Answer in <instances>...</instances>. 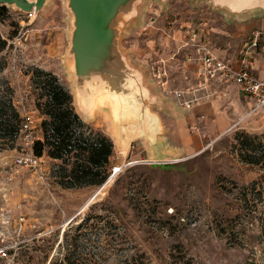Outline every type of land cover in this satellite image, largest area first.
<instances>
[{"label":"rangeland","instance_id":"374dc122","mask_svg":"<svg viewBox=\"0 0 264 264\" xmlns=\"http://www.w3.org/2000/svg\"><path fill=\"white\" fill-rule=\"evenodd\" d=\"M159 5L158 0L150 1L143 24L130 28L123 47L144 64L176 51L170 60L173 67L199 65V42L191 40L189 32H199L200 18L193 20L189 7L224 13L209 1L168 0L163 11ZM0 13V36L7 40L0 53V63L5 64L0 83L9 82L16 104L33 114L41 128L43 116L36 100L42 91L34 88L32 71L51 72L73 91L67 58L72 13L67 0H48L38 13H23L12 6ZM251 18L262 19L264 13ZM175 29L182 30L176 45H165ZM256 29L262 31L264 47V27ZM148 30L158 35V53L147 56L151 59L140 54V49L149 48L142 40L149 37ZM243 42L232 47L239 52L248 41ZM228 101L233 113L226 130L206 132L200 120L184 130V137L197 138L200 146L181 161H174L179 158L175 157L149 162L138 142L123 157L111 122L99 113L89 124L114 138L115 144L111 175L101 186L63 188L55 173L60 161L47 155L38 170L17 165L15 157L30 152L23 140L0 152V216L4 218L2 209L10 210L11 216L7 225L0 221V233L13 246L14 264H264V157L259 164L244 162L237 142V137L243 141V134H250L249 142L260 158L264 110L249 106L244 96L239 110L236 101ZM201 102L203 98L194 104ZM163 116L171 124L168 137L173 142L176 119ZM19 204L27 219L22 233L13 220Z\"/></svg>","mask_w":264,"mask_h":264},{"label":"water","instance_id":"95a60500","mask_svg":"<svg viewBox=\"0 0 264 264\" xmlns=\"http://www.w3.org/2000/svg\"><path fill=\"white\" fill-rule=\"evenodd\" d=\"M151 0H67L72 13L71 46L67 58L73 78V101L77 113L87 123L99 113L106 115L117 135L123 134L127 150L138 138L157 144L163 132L159 116L151 105L166 108V99L156 94L145 69L131 60L122 45L126 32L142 23ZM165 10L168 0H158ZM209 1L227 18L248 19L264 13V0ZM48 0H0L23 13H38ZM153 163L166 161L153 156Z\"/></svg>","mask_w":264,"mask_h":264},{"label":"crops","instance_id":"0c3cea01","mask_svg":"<svg viewBox=\"0 0 264 264\" xmlns=\"http://www.w3.org/2000/svg\"><path fill=\"white\" fill-rule=\"evenodd\" d=\"M159 8L161 11V4L159 5ZM189 12L193 14V17H191L193 20L194 18H200V28L198 27L199 32H196L195 30L193 31L198 34L197 39L199 44L206 45L218 57L230 59L234 68L239 67L240 51L237 52L232 46H234V44L237 45L240 41H244L243 43L247 42L251 38V34L256 27H264V18H248V21H246V19L244 21L238 17L229 19L225 14L211 10L209 7H202L200 10H195L194 7H189ZM144 19L145 13L142 18V23L139 25L136 23L133 27L141 26ZM226 21H232V23ZM144 29L146 30L147 28L145 27ZM171 32H173L172 38L171 40L166 38L164 40L165 45H169L170 43L176 45L174 42L179 39L178 35H181L182 30L175 29ZM141 33H143V31ZM145 33H147L149 37H143L142 40L146 39L149 48L140 49V54L147 57L150 56L151 53H158L155 48L157 47L158 35H156L153 30H148ZM189 34V37L192 40L191 32H189ZM262 40L263 37L261 38V41ZM126 50L130 52L127 48ZM162 51V55H164L165 50L162 49ZM175 56L176 51L175 53H166V58L162 57L152 64H144L132 58L131 54V60L138 64L139 67L145 69L147 80L150 83L152 90H154L156 94L164 96L167 102L165 109H160L159 105H151L152 111L159 116L163 126V132L158 135L157 144H153L152 141L147 138H138L133 142V145L136 142L142 145L147 155V161L149 162H151L149 159L157 155L163 156L166 161L175 157L179 158H176L174 161H181L190 158L193 155L192 153L199 149L200 143L197 138L184 137V130H187L188 126L192 127L196 124L197 120L204 122V127L208 129L206 132L209 131L216 133L226 130L231 119L230 114L233 113V106L228 104V99L233 103L236 101V110L241 108L238 102L241 100L242 96H244L247 104L253 107V104L247 95H245L234 82L215 79L204 84V78L200 72V64L197 66L185 64L178 68L173 67L170 60ZM147 58L151 59L152 57ZM188 59L190 61L191 57L188 56ZM167 61L169 63H167ZM154 67L166 70V75L163 77L162 82H159L154 76ZM255 72L258 76L264 77V47L260 48L258 56L256 57ZM175 91L185 92L181 100H179L174 94ZM166 92H170L171 94L168 95ZM195 96L203 98V102L194 104L193 101L191 104H187L188 101H191ZM230 111H232V113ZM163 114H169L176 119V127L175 129L173 128V132L175 133L173 142L168 137L169 131H172L171 124L165 121ZM97 115L94 120L97 118ZM235 115H237L236 111ZM111 130L115 134L114 138L118 144V146L116 144V147L118 148L117 151L119 154L123 157L128 155L130 150H127L124 146L123 134L117 135L113 129ZM114 155L111 159V165L112 163L114 164Z\"/></svg>","mask_w":264,"mask_h":264},{"label":"trees","instance_id":"16d2710c","mask_svg":"<svg viewBox=\"0 0 264 264\" xmlns=\"http://www.w3.org/2000/svg\"><path fill=\"white\" fill-rule=\"evenodd\" d=\"M7 6H0V11ZM1 17V13H0ZM7 40L0 36V53L6 48ZM5 64L0 63V72ZM35 89H41L36 107L43 116L42 138L33 143V153L60 161L56 166L57 182L63 188L101 186L111 175V159L114 155L113 139L101 130L92 128L77 113L73 95L51 72L43 69L32 71ZM23 115L16 104L14 89L9 82L0 83V152L16 147L20 140ZM237 137L240 157L244 162L259 164L264 157L254 154L256 149L249 142L252 137L243 134ZM256 138L257 136H253Z\"/></svg>","mask_w":264,"mask_h":264},{"label":"built area","instance_id":"2783aa9c","mask_svg":"<svg viewBox=\"0 0 264 264\" xmlns=\"http://www.w3.org/2000/svg\"><path fill=\"white\" fill-rule=\"evenodd\" d=\"M192 40H196L198 34L191 32ZM262 38V31L255 29L251 38L240 51L239 67L234 68L230 59L218 57L206 45H198V52L200 55V72L204 78V84L211 80H225L234 82L241 91L247 95L253 104L255 110H264V77H260L255 72L256 57L260 51ZM154 76L159 82H162L166 75V70L163 68H153ZM184 91H175L174 94L179 100L183 98ZM201 97L195 96L187 104L193 101H198ZM185 103V102H184ZM19 106V105H18ZM20 107V106H19ZM23 115V124L20 134V140H23L26 145L30 147V152L26 155H19L15 157L14 161L19 166L38 170L41 166L42 157H38L33 153V143L36 139L42 138V131L33 114L26 108H20ZM193 128V127H192ZM37 132V133H35ZM115 171V167L113 168ZM21 205H17L19 213L13 220L16 222V231L24 232L27 225L26 214ZM4 218H0L3 225H7L11 221V216L8 215L10 210H3ZM2 215V214H1ZM4 233H0V264H14L15 257L11 253L13 246L6 241Z\"/></svg>","mask_w":264,"mask_h":264},{"label":"bare ground","instance_id":"6f19581e","mask_svg":"<svg viewBox=\"0 0 264 264\" xmlns=\"http://www.w3.org/2000/svg\"><path fill=\"white\" fill-rule=\"evenodd\" d=\"M115 168H116V169H115V170H116V172H118V171H119V169H120L119 167H115ZM110 179H111V178H110ZM110 179H109V180H110Z\"/></svg>","mask_w":264,"mask_h":264}]
</instances>
